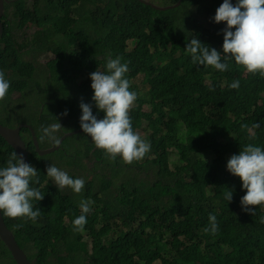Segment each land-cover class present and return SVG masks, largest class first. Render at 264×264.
<instances>
[{"label": "trees", "instance_id": "obj_1", "mask_svg": "<svg viewBox=\"0 0 264 264\" xmlns=\"http://www.w3.org/2000/svg\"><path fill=\"white\" fill-rule=\"evenodd\" d=\"M222 3L181 0L164 11L140 0L4 4L0 71L10 87L0 100L1 124H28L43 149L51 143L40 141L42 125L61 123L60 137L80 127L81 100L102 119L104 113L92 100L90 73L106 72L111 54L128 64L125 78L137 94V106L129 114L132 127L144 119L150 132V158L117 161L123 166L117 175L125 184L116 198L103 193L102 176L91 171L92 179L85 178L86 158L94 153L97 167L102 163L98 159H104L86 135L65 136L58 149L39 155L30 129L21 128L30 165L38 170L39 183L30 182V187L44 194L43 200L32 201L33 210L39 208L42 215L36 223L2 217L33 264H264V205L255 206L254 215L243 211L240 200L246 190L226 168L246 145L264 149V76L247 72L234 59L224 72L193 64L179 47L196 36L222 52L226 24L212 19ZM47 52L55 57L43 65L38 58ZM82 70L87 71L75 77ZM140 75L143 86L137 81ZM234 80H239L238 89L229 87ZM143 103L150 106L148 112ZM255 123L260 127L252 128ZM13 152L0 136V167ZM50 164L70 167L73 178L82 176L81 193L53 185L46 172ZM230 190L228 202L224 193ZM81 200L94 203L84 230L77 232L72 222L81 215ZM56 213L69 219L63 224ZM210 214L217 219L215 234L205 232ZM0 264H15L1 240Z\"/></svg>", "mask_w": 264, "mask_h": 264}, {"label": "clouds", "instance_id": "obj_2", "mask_svg": "<svg viewBox=\"0 0 264 264\" xmlns=\"http://www.w3.org/2000/svg\"><path fill=\"white\" fill-rule=\"evenodd\" d=\"M140 1L150 5L152 8L153 5L157 6L147 0ZM212 19L217 24L221 22L226 24V27L221 30L223 32L222 52L217 51L215 48H210L194 36L186 44L185 48L191 55L192 63L212 66L216 70L224 72L229 68L228 61L234 59L236 64L245 68L247 72L259 73L264 76V0H237L235 5L231 0H223V3L216 9L215 16ZM27 31L29 32V30ZM126 43L131 44L130 40ZM222 55L224 62H221ZM54 57L55 55L52 52H47L40 59L38 58V62L40 61V63L45 65ZM102 68L105 67H99L98 69ZM106 69V72L96 70L90 73L91 88L94 93L92 100L97 110L104 113V117L98 119L97 115L93 114L92 105L86 104L81 100L79 107L82 115L79 120V129L82 130L79 133L86 135L94 148L97 147L102 151L104 158L103 160L102 158L98 159L102 162L98 164V167L94 163V158H96L94 153L86 158L84 168L88 172H85V178L90 181L93 173L102 176L104 178L103 193H110L113 197L118 198L123 190L125 180L117 175V172L123 168L117 161L121 160L126 164H132L140 163L150 158L151 154L146 155V153L150 151L151 141L148 139L150 132L147 128L146 120H142V123L144 121L146 123L143 129L146 132L141 129L142 124L138 126L135 124L132 127L129 114L137 106V94L129 90L130 83L125 78V74L129 71L128 64L121 63V57L117 56L113 59L111 54H109L106 61ZM86 71L76 72L75 77L82 75ZM138 78H141V75ZM239 86V80H234L229 85L232 89H238ZM9 87L10 84L5 79L4 72L0 71V100L5 98ZM13 96H17V93H14ZM134 102H136V105L132 107ZM60 115L66 116L67 110ZM56 119L58 121L59 118L56 117ZM247 127L248 125H242V128ZM259 127V123L252 125V128ZM62 128L63 126L59 122L49 126L42 125L39 136L40 141L51 143L47 147L58 145L62 141L58 135ZM141 132L145 133L143 137L139 135ZM64 136H66V133ZM173 157L175 156L172 155L171 159H175ZM104 162L107 164V169ZM226 168L232 175L240 178L242 189L246 190V194L240 200L242 210L254 215L255 206L264 205V149L248 144L240 150L238 155L234 154L228 159ZM46 172L48 178H51V181L54 182L52 184L60 190L70 188L74 193L79 194L85 186L83 177L72 178L71 168L64 164H56V166L50 164L47 166ZM30 182L39 183L38 170L30 165V160L29 163L25 162L23 154H18L14 151L7 160L6 166L0 167V213L3 216L25 218L33 223L37 222V219L42 214L39 208L33 210L32 201L43 200L44 194L38 188L30 187ZM224 198L231 202L233 191L230 190L224 193ZM92 203L94 202L89 200L80 201L81 215L72 222L75 231L84 230V226L87 223L86 214L91 211ZM56 217L64 220L63 224L69 219L68 216H60L58 213H56ZM262 222H264V218H262ZM209 225L210 227L205 228V232L213 234L218 232L219 228L215 215H209ZM184 228L189 229L188 222L185 223ZM14 239L18 244L15 236ZM157 263L158 261L152 262V264Z\"/></svg>", "mask_w": 264, "mask_h": 264}, {"label": "water", "instance_id": "obj_3", "mask_svg": "<svg viewBox=\"0 0 264 264\" xmlns=\"http://www.w3.org/2000/svg\"><path fill=\"white\" fill-rule=\"evenodd\" d=\"M8 1L9 0H0V18L4 11V3ZM180 1L181 0H178L174 5H169L164 7H158L153 5V8L158 11L165 10L168 8L178 6ZM1 29H2V24L0 20V33H1ZM22 127H28L30 129L32 134V142L34 144L35 150L39 155H44L58 149L60 143L58 145H54V146L52 145L50 147L40 149L38 147L37 139L33 135L32 128L26 123H20L15 127H8L0 123V136L14 149V151H16L18 154H23L26 163H29V156L25 142L21 138V134H20V130ZM81 130L82 129L75 130L73 132L66 134V136H69L73 133L81 132ZM62 138H65V136H63ZM0 240L4 243L5 247L8 249L16 264H33L28 260L24 251L16 243L13 234L7 228L4 222L1 213H0Z\"/></svg>", "mask_w": 264, "mask_h": 264}, {"label": "rangeland", "instance_id": "obj_4", "mask_svg": "<svg viewBox=\"0 0 264 264\" xmlns=\"http://www.w3.org/2000/svg\"><path fill=\"white\" fill-rule=\"evenodd\" d=\"M151 3H152V4H155V5H157V6H160V7H163L164 5H166V2L163 1V0H151ZM29 32H30V31H29ZM189 42H190V40H187V39H184V40H182V41L180 42V49H181V52H183V53H186V52H187L185 48H186V44L189 43ZM137 81L139 82L140 86H143V84L141 83V78H138V77H137ZM142 91H143V89H141V92H142ZM135 105H136V102L133 103L132 107L135 106ZM132 107H131V108H132ZM142 109H143V110H146V111H149V110H150V106L144 103V104H142ZM129 111H130V110H129ZM145 126H146V123H145V121H144V122L142 123L141 129L143 130ZM76 130H79V128L76 129ZM74 131H75V130H74ZM143 131H145V130H143ZM145 132H146V131H145ZM66 134H68V132H67ZM77 134H79V132H78ZM144 134H145L144 132L139 133L140 137H143ZM63 136H64V134L61 136V138H62ZM84 147H85V146H83V147H76V151H77V152H80ZM173 158H175V157H173ZM55 166H56V164H55ZM170 166L173 167L174 165L171 163ZM71 177L73 178V175H71ZM75 178H78V177H74V179H75ZM81 178H82V177H81ZM84 238L87 239L86 237H84ZM88 246H89V243H88ZM88 249H90V246H89Z\"/></svg>", "mask_w": 264, "mask_h": 264}]
</instances>
